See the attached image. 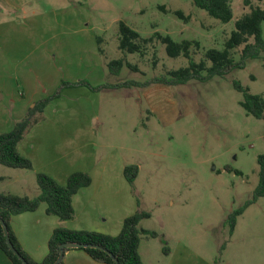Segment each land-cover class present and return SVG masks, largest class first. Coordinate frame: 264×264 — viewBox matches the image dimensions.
<instances>
[{"label":"rangeland","instance_id":"obj_1","mask_svg":"<svg viewBox=\"0 0 264 264\" xmlns=\"http://www.w3.org/2000/svg\"><path fill=\"white\" fill-rule=\"evenodd\" d=\"M244 1L232 0L234 17L225 24L193 0H0V88L6 93L0 112L9 101L16 108L23 101L30 110L49 99L42 114L48 124L62 125L76 148L87 145L89 157L78 160L80 167L96 174V152L139 166L135 189L152 215L147 226L167 234L151 241L161 257L178 239L189 243L195 261L264 264V198L238 218L233 236L227 224L253 199L258 157L264 155V119L243 109L234 82L264 97V53L224 78L149 85L190 61L170 58L157 40L144 47V55L121 51L119 25L124 22L143 39L159 33L178 43L197 41L201 47L192 48V59L200 62L206 51L225 48L236 22L251 11ZM252 7L264 9V0H252ZM177 11L190 21L179 19ZM244 47L234 52L236 62ZM116 60L124 62L119 74L109 68ZM129 82L139 86L123 87ZM21 172L29 171L0 165V177H6L0 182H12Z\"/></svg>","mask_w":264,"mask_h":264},{"label":"trees","instance_id":"obj_2","mask_svg":"<svg viewBox=\"0 0 264 264\" xmlns=\"http://www.w3.org/2000/svg\"><path fill=\"white\" fill-rule=\"evenodd\" d=\"M193 2L197 8L207 12L208 15L222 23L226 24L233 20L232 0H193ZM244 4L247 7L251 6V11L236 22V30L226 41L225 48L223 50L210 49L206 51L204 59L200 62H195L192 59V48L196 47L199 49L201 47L199 42L184 40L178 43L170 36H162L159 33H155L150 38L143 39L138 32L131 29L124 22H120L119 25V49L129 54L138 53L144 55V47L157 40L166 46V53L170 58L183 56L190 61L188 67L169 71L166 77L161 80L157 79L149 85L163 84L175 86L186 84L192 80L207 82L215 77L224 78L235 69H244L248 60L261 59L264 53V9L252 7V0H245ZM175 15L186 23L190 21V18L182 11L175 12ZM251 39L254 42L250 43ZM99 43L101 44V40H99ZM243 45L245 47L242 51L241 62H236L234 52ZM209 62L211 66L208 65ZM123 67L124 62L121 60L109 63L110 70L116 74H119ZM129 67H131L130 64ZM204 72L207 74L203 75ZM128 86L133 87L139 85L134 82L123 84V87ZM115 87L104 85L102 88L111 89ZM234 87L243 93L244 100L241 102L243 109L257 119H264V97L249 93V90L245 89L238 81L234 82ZM49 103V99L41 101L34 110L29 112L23 121L16 124L13 130L0 133V165L11 169H33L32 162L19 153L18 146L29 129L39 123L41 114ZM258 164L260 167L259 184L254 191L253 199L248 201L239 210L233 212L227 220L230 235H233L238 218L243 215L245 210L257 202L259 198H264V155H259ZM139 171V166L137 165L126 166L124 169L126 181L133 185L139 176ZM237 173L241 175V172ZM91 183L92 178L90 174L84 172L72 174L68 178L65 186L58 184L46 174H38L37 184L40 194L37 197L29 198L14 194H0V217L8 226L13 245L27 262L30 264H55L60 255V247L63 244L79 243L85 246L97 245L107 250V252L91 247L67 249V251H84L93 260L103 264H117L115 259L120 264H144L139 251L143 237L151 239L159 237L157 232L143 230L139 227L143 220L151 218V214L148 212H137L127 218L124 221L120 234L117 236L90 231H74L66 228L55 229L48 243V255L42 263L33 262L21 248L10 225L14 217L24 213L34 212L41 205L45 204L49 215L56 216L62 221H70L75 215L73 207L74 196L80 190L89 187ZM0 251L6 254L12 264H23L10 250L1 223ZM163 252L165 255L169 254L170 249L167 245L164 247ZM60 264H64L63 261Z\"/></svg>","mask_w":264,"mask_h":264},{"label":"crops","instance_id":"obj_3","mask_svg":"<svg viewBox=\"0 0 264 264\" xmlns=\"http://www.w3.org/2000/svg\"><path fill=\"white\" fill-rule=\"evenodd\" d=\"M2 11L1 7L0 17ZM2 42L3 37L0 32V71L5 64ZM20 96L24 98L25 93L21 92ZM5 98V91L0 88V101ZM24 102H27L26 98H24ZM22 103L23 101H20L23 108L20 106L16 108L13 102L9 101V109H3L5 111L0 112V133L13 130L16 124L23 121L29 112L37 106L33 105V109L28 110ZM42 114L39 123L29 129L18 146L19 153L32 162L33 169L25 170L29 171L27 173L17 174V178L12 182H0V194L37 197L40 194L37 182H28V180L32 177L37 180L38 174H46L58 184L65 186L72 174L84 172L90 174L92 183L74 196L75 215L70 221H62L56 216L49 215L45 204L34 212L24 213L12 219L10 225L16 239L24 252L35 263H42L48 255V243L55 229L66 228L117 236L127 218L137 212H148L147 206L135 189L137 182L131 185L125 179L124 169L129 166L127 163L122 161L117 163L115 159H109L108 154L99 157V153L96 152L97 159L100 160H97L98 164L95 165L96 174L88 169L90 167H80L81 162L78 160L82 159L83 161L89 157V154L84 153L87 145L80 144L76 148L74 140L71 141L61 131L62 125L48 124L46 116L43 117ZM94 148L97 150L100 146L95 143ZM101 149L103 152L106 150L105 147ZM117 168L119 169L117 170ZM0 180L5 181L6 177H0ZM151 218L143 220L139 227L143 230L155 231L159 237H164V235L167 237V234L162 236L159 231L147 226ZM159 237L156 239L143 237L139 251L144 264H210L204 259H200L201 262L193 260L196 255L195 251L189 246V243L185 241L183 243L178 239L174 249L169 247V254L163 253V257H161L157 251L158 244H151V241L159 240ZM177 255L182 256V259L177 258ZM63 263L103 264L93 260L81 250L66 251ZM0 264H12L2 251H0Z\"/></svg>","mask_w":264,"mask_h":264},{"label":"water","instance_id":"obj_4","mask_svg":"<svg viewBox=\"0 0 264 264\" xmlns=\"http://www.w3.org/2000/svg\"><path fill=\"white\" fill-rule=\"evenodd\" d=\"M0 223L2 224L4 233H5V236H6L7 244L9 246L10 250L23 262V264H30L16 250L15 246L13 245V243L11 241L8 226L5 224V222L3 221V219L1 217H0ZM85 247H91V248H94V249H100V250H103V251L107 252V250H105V249H103V248H101L100 246H97V245L85 246V245H82V244H79V243H65V244H63L60 247V249H61L60 255H59V258H58V260L56 261L55 264H60L63 261L67 249H79V248H85ZM110 255L113 257L112 254H110ZM115 262L117 264H120L117 259H115Z\"/></svg>","mask_w":264,"mask_h":264}]
</instances>
